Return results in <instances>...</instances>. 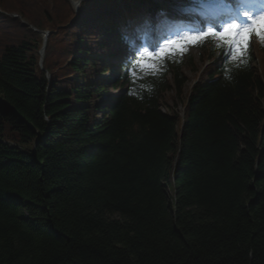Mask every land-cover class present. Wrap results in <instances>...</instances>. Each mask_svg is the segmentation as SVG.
Returning <instances> with one entry per match:
<instances>
[{
	"label": "trees",
	"instance_id": "trees-1",
	"mask_svg": "<svg viewBox=\"0 0 264 264\" xmlns=\"http://www.w3.org/2000/svg\"><path fill=\"white\" fill-rule=\"evenodd\" d=\"M40 1L62 45L42 68L39 36L0 15V264H264V41L193 43L210 64L185 91L187 54L156 76L117 58L150 0Z\"/></svg>",
	"mask_w": 264,
	"mask_h": 264
},
{
	"label": "rangeland",
	"instance_id": "rangeland-1",
	"mask_svg": "<svg viewBox=\"0 0 264 264\" xmlns=\"http://www.w3.org/2000/svg\"><path fill=\"white\" fill-rule=\"evenodd\" d=\"M256 0H250V2L248 4L244 3L242 6L244 7V9H241L240 11L242 13H244L246 11V9L250 8L251 5L254 4ZM40 6V8H39ZM215 7H218V9H225L224 12H228L229 15L231 13V9L230 7H224L222 5H214V3H210V4H204L202 5V10L206 13L205 16L207 19H209L210 23L212 24L213 23V17L214 15H211L209 17V15L211 13H215V10L216 8ZM43 10H44V5L43 3L40 1V0H37V2H34L31 9H27V12L26 15L28 16V14L30 15V18L32 20H30L29 16H28V19L24 16L23 18L20 17L19 13L18 12H6L5 16L7 17H10L11 19H13L14 21H18V22H21V23H26L29 25V30L33 33H35L36 35L39 36V38L41 39V30L45 29V30H50L52 32V35H50L49 37H52L53 39V44L55 45V54L57 55V59H58V54L60 53L61 51V48H62V45H61V42L59 41V36H58V31L60 30L59 27L56 25V28L53 27L54 25L51 24V22H49L46 18H43ZM183 13V11H182ZM237 11H236V15H237ZM196 16H198L199 14L196 13L195 14ZM15 17V18H14ZM17 17V18H16ZM41 17V18H40ZM231 17V15H230ZM205 18V19H206ZM38 20L37 22L34 23V21ZM187 21H189L188 18H186ZM208 20H206V22H209ZM33 22V23H32ZM242 22V18H238L234 23H237V24H241ZM214 24V23H213ZM228 23H223L222 27H211L208 25V27H205L204 29H206V31L208 30V28H212L214 30H217V31H220L222 30V28L227 25ZM38 25V26H37ZM61 25V24H60ZM205 31V32H206ZM97 39L100 40L101 39V35L98 34L96 35ZM43 41V39H41ZM148 45L145 43V48L148 50ZM254 53V60H253V64L252 66H254L255 68H259V65H260V57L258 55V53L256 52V49L253 51ZM187 54L188 56L191 57V60H192V63H191V66L189 67L188 64L185 65V58L184 55ZM178 55H181V54H178ZM94 57L97 58V59H101V60H104V63L105 65H109L110 61L107 60L103 53L102 52H95L94 53ZM182 58H183V66H182V73L184 74V76L187 78V86H186V90L185 91H188L191 84L193 83V80L195 78L194 76V72L191 70L192 67L195 68V70H199V68L201 69V62H202V57L200 55V50L197 48H195L194 46H191V45H187L186 47V50L183 52L182 54ZM39 59H40V64H39V67L42 68V66L47 62V57H46V53L43 52H39ZM108 75L105 74L104 76H102L101 78H107L108 79ZM110 96H113L114 95V92H110ZM171 96H172V93H167L166 97H165V100L166 102L169 103V106L172 105V100H171ZM107 98H106V95H102V97L100 98V101L101 102H104L106 101ZM164 111H167L165 108L163 109ZM173 110L179 115L180 118L183 117V108H181V106H178L177 108H173Z\"/></svg>",
	"mask_w": 264,
	"mask_h": 264
},
{
	"label": "snow or ice",
	"instance_id": "snow-or-ice-1",
	"mask_svg": "<svg viewBox=\"0 0 264 264\" xmlns=\"http://www.w3.org/2000/svg\"><path fill=\"white\" fill-rule=\"evenodd\" d=\"M250 23L241 26L237 23H228L222 30L217 31L208 28L206 32L197 34H185L174 40H170L158 52H149L144 49L133 61L135 68L139 71L155 72L159 69V62L166 56L183 54L189 43L203 41L207 37H211L222 44L232 48L234 56H243L248 50L250 37L255 34L264 41V16L259 19L248 17ZM135 74V73H134Z\"/></svg>",
	"mask_w": 264,
	"mask_h": 264
},
{
	"label": "clouds",
	"instance_id": "clouds-1",
	"mask_svg": "<svg viewBox=\"0 0 264 264\" xmlns=\"http://www.w3.org/2000/svg\"><path fill=\"white\" fill-rule=\"evenodd\" d=\"M72 3H73L74 8L77 10L81 6V4L83 3V0H72ZM245 66H246V61L243 62V67H241V65H236V69L237 70H243V68ZM149 73L156 76L158 74V71L149 72ZM226 79L228 81H231L232 77L231 76H227ZM141 86L143 87L144 85H141ZM152 92H153L152 83H151V81H148L147 82V94L151 95Z\"/></svg>",
	"mask_w": 264,
	"mask_h": 264
}]
</instances>
